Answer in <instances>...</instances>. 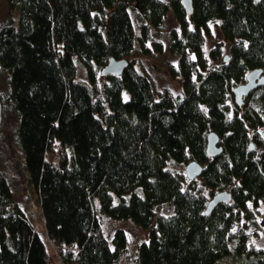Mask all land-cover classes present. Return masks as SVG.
Instances as JSON below:
<instances>
[{"label": "trees", "instance_id": "16d2710c", "mask_svg": "<svg viewBox=\"0 0 264 264\" xmlns=\"http://www.w3.org/2000/svg\"><path fill=\"white\" fill-rule=\"evenodd\" d=\"M191 2L187 15L181 0H6L17 19L0 26V71L17 116L15 145L60 264L118 263L126 234L116 230L109 243L100 217L149 230L133 264H217L231 255L264 264L243 225L264 206V86L240 105L232 95L252 70L264 74V0ZM169 11L178 31L169 34L176 64L168 73L181 79V96L155 98L127 58L136 47L162 53L151 32ZM212 22L229 44L225 56L219 44L205 51ZM111 59L126 67L100 83ZM79 65L87 82L77 81ZM210 133L221 148L215 158L206 155ZM192 161L205 186L230 189V203L205 215L209 200L196 181L169 168ZM165 206L170 215L156 213ZM0 264H54L1 172Z\"/></svg>", "mask_w": 264, "mask_h": 264}, {"label": "rangeland", "instance_id": "374dc122", "mask_svg": "<svg viewBox=\"0 0 264 264\" xmlns=\"http://www.w3.org/2000/svg\"><path fill=\"white\" fill-rule=\"evenodd\" d=\"M136 12L137 10H131L130 12L135 28L137 27ZM16 19L17 11L9 10L6 0H0V26L15 23ZM171 31H178V23L173 12L169 11L161 27L151 32L152 40L161 44L162 53L154 52L151 44H149V48L152 49L150 55L144 56L140 54L138 47H136L131 56L127 58L128 61L134 63L136 70L148 79L155 98L162 90H168L173 95L181 96V79L172 78L168 73V66L176 64V59L168 51ZM209 33L210 36L205 41V51L208 52L219 44L223 49V56H225L228 52L229 44L223 40L218 22L209 24ZM136 34H138L137 29ZM77 81L87 82L85 69L80 65L78 66ZM103 82L104 78L100 77V83ZM0 104V172L9 184L13 204L19 207L33 226L34 231L45 245L48 257L51 258L54 264H60L55 248L50 244L46 236L38 196L28 180L24 168L23 155L15 145L17 116L8 102L7 76L3 71H0ZM187 164L183 163L181 166H175L170 163L169 168L185 174V166ZM195 181L196 186L202 189V193L208 200L218 192H230L229 188L217 189L205 186L200 176ZM186 186L187 184L184 185V187ZM156 213L165 216L170 215L172 208L165 206L158 209ZM251 213L252 218L243 222L244 231L248 235L250 246L257 250H264V206L259 204L256 208H252ZM100 221L102 231L109 243L116 230H122L126 234V250L117 264H133L138 246L148 240L149 230L134 225L129 221H115L106 217H100ZM250 259L245 256L231 255L217 264H245Z\"/></svg>", "mask_w": 264, "mask_h": 264}, {"label": "water", "instance_id": "95a60500", "mask_svg": "<svg viewBox=\"0 0 264 264\" xmlns=\"http://www.w3.org/2000/svg\"><path fill=\"white\" fill-rule=\"evenodd\" d=\"M181 4L186 11L187 15L192 13V2L191 0H181ZM127 62L125 60L116 61L114 59L109 60L107 65L100 71L102 77L105 76H118L122 73L126 67ZM264 86V74L262 69H255L249 72L245 77V82L232 90L234 101L237 104H242L243 99L248 97L253 91ZM1 113V104H0ZM219 139L216 134L210 133L206 139V155L209 158H215L221 153L219 147ZM203 171L202 166L195 162H189L185 166V176L189 181L195 180L201 175ZM231 193L227 191H221L212 196L207 203L205 209V215H209L215 207L220 204L231 202Z\"/></svg>", "mask_w": 264, "mask_h": 264}]
</instances>
